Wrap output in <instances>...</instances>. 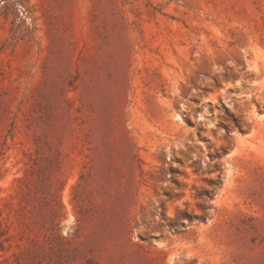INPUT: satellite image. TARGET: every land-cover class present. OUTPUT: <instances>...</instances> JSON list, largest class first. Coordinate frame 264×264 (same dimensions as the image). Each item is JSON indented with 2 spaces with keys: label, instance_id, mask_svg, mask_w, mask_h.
<instances>
[{
  "label": "rangeland",
  "instance_id": "obj_1",
  "mask_svg": "<svg viewBox=\"0 0 264 264\" xmlns=\"http://www.w3.org/2000/svg\"><path fill=\"white\" fill-rule=\"evenodd\" d=\"M0 264H264V0H0Z\"/></svg>",
  "mask_w": 264,
  "mask_h": 264
}]
</instances>
